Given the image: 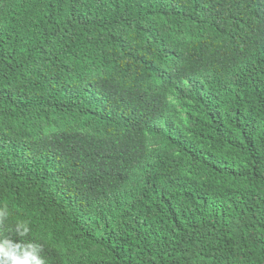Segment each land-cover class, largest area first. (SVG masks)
<instances>
[{
    "label": "trees",
    "instance_id": "16d2710c",
    "mask_svg": "<svg viewBox=\"0 0 264 264\" xmlns=\"http://www.w3.org/2000/svg\"><path fill=\"white\" fill-rule=\"evenodd\" d=\"M2 204L48 264H264V0H0Z\"/></svg>",
    "mask_w": 264,
    "mask_h": 264
},
{
    "label": "clouds",
    "instance_id": "9594fccd",
    "mask_svg": "<svg viewBox=\"0 0 264 264\" xmlns=\"http://www.w3.org/2000/svg\"><path fill=\"white\" fill-rule=\"evenodd\" d=\"M35 226L41 236L46 232ZM43 253L44 243L33 235L30 219L14 216L7 204L0 205V264H48Z\"/></svg>",
    "mask_w": 264,
    "mask_h": 264
},
{
    "label": "rangeland",
    "instance_id": "374dc122",
    "mask_svg": "<svg viewBox=\"0 0 264 264\" xmlns=\"http://www.w3.org/2000/svg\"><path fill=\"white\" fill-rule=\"evenodd\" d=\"M174 97H175V95L172 94V95H171V98H174ZM177 109H178V112H179L180 114H182L183 116H185V114H186V107H185V106H183V105H178Z\"/></svg>",
    "mask_w": 264,
    "mask_h": 264
}]
</instances>
